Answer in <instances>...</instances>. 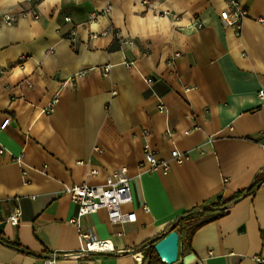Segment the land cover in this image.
I'll list each match as a JSON object with an SVG mask.
<instances>
[{"label":"crops","instance_id":"obj_1","mask_svg":"<svg viewBox=\"0 0 264 264\" xmlns=\"http://www.w3.org/2000/svg\"><path fill=\"white\" fill-rule=\"evenodd\" d=\"M236 1L247 13L239 36L221 25L225 0H0V222L21 211L0 233V264L73 254L78 231L122 253L55 264H151L148 246L183 214L227 201L171 264L264 258V181L247 195L264 169V0ZM32 10L38 19L22 17ZM146 151L168 171L140 168ZM118 168L135 222L99 210L69 224L78 206L65 187L103 185Z\"/></svg>","mask_w":264,"mask_h":264},{"label":"built area","instance_id":"obj_2","mask_svg":"<svg viewBox=\"0 0 264 264\" xmlns=\"http://www.w3.org/2000/svg\"><path fill=\"white\" fill-rule=\"evenodd\" d=\"M226 7L224 10L220 11L219 19L221 25L224 29H229L233 31L236 36H239L242 29V20L246 17V11L240 7V4L236 0H225ZM109 7L106 8V11ZM22 17H30L33 20L38 19V13L36 10L30 12H21ZM163 15H168L163 13ZM95 14H91L90 18L94 19ZM17 21V17L14 15L5 14L2 17V22L7 26H12ZM65 21H68L65 18ZM259 23H264V20L258 19ZM197 26L199 24L197 23ZM123 45L132 44L131 40L122 41ZM110 66H104L102 68V74L107 75L109 73ZM87 70L75 74V78L84 76L87 74ZM151 79L147 82L151 83ZM258 97L264 100V91L260 90L258 92ZM57 103V98H53L48 106L42 110V113H50ZM160 110H164L163 106H159ZM186 134L188 132H185ZM264 137V133H263ZM264 150V143L261 145ZM4 149L0 148V154H3ZM183 157L176 150L171 152V158L176 164H181ZM16 163L20 164V158H16ZM147 166L149 170L161 169L163 172L168 171L169 163L164 160H157L154 153L151 151H146L144 154V160L140 162L139 167L144 168ZM262 169L259 174L263 173ZM96 172H90V175H95ZM64 193L70 197V199L77 204L78 212L76 218L68 221L69 224L79 225V219L83 216L93 214L99 210H105L107 214V219L110 224L124 225L128 223H133L136 220L134 212H123L121 207L131 201L130 196V186L129 179L127 177L126 171L122 168L111 172L106 176L105 182L100 186H91L88 184L72 185L67 186L64 189ZM144 212H148L146 207L143 208ZM21 211L19 207H16L13 212L2 221L5 225L11 227H18L20 225ZM78 237L80 239V248L77 252L73 254H52L49 255L41 263L33 264H55L59 259H73L79 261L80 258L87 255L94 254H121L119 250H115V247L111 240H95L89 234L82 233L78 231ZM257 264H264V258L259 256L253 257Z\"/></svg>","mask_w":264,"mask_h":264},{"label":"trees","instance_id":"obj_3","mask_svg":"<svg viewBox=\"0 0 264 264\" xmlns=\"http://www.w3.org/2000/svg\"><path fill=\"white\" fill-rule=\"evenodd\" d=\"M264 174V173H262ZM259 174L255 177L253 183L251 184L250 188L247 191V195H252L256 188L264 181V175ZM233 201H227L223 203H214L210 205V208L212 210H201L198 211V209H193L189 212H186L183 214V216L180 218V220L175 224L173 227L174 229H177V233L179 236V242L180 241H191L193 235L203 226H205L207 223H209L212 220L219 219L225 215V210L223 207L229 205ZM208 214H213L214 218L211 220H203L202 217ZM145 258L149 260L151 264L159 260L156 252L154 251V248L152 245H149L146 253Z\"/></svg>","mask_w":264,"mask_h":264},{"label":"water","instance_id":"obj_4","mask_svg":"<svg viewBox=\"0 0 264 264\" xmlns=\"http://www.w3.org/2000/svg\"><path fill=\"white\" fill-rule=\"evenodd\" d=\"M5 223L0 222V233L3 231ZM179 236L178 233L169 228L162 238L154 243L153 248L158 258L165 264H171L176 261L179 253Z\"/></svg>","mask_w":264,"mask_h":264}]
</instances>
